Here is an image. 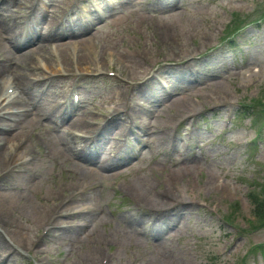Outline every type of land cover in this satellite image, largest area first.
I'll use <instances>...</instances> for the list:
<instances>
[{
	"label": "rangeland",
	"instance_id": "374dc122",
	"mask_svg": "<svg viewBox=\"0 0 264 264\" xmlns=\"http://www.w3.org/2000/svg\"><path fill=\"white\" fill-rule=\"evenodd\" d=\"M113 1L101 21L98 0H50L52 11L68 7L67 18L74 17L69 3L86 19L94 17L74 26L75 34L89 33L86 40L93 43L90 65L80 68L90 72L73 67L68 79L52 80L45 93L28 84L39 98L32 100L29 87L22 96L52 102L73 79L80 113L89 118L101 104L112 108L131 104L132 95L144 98L150 112L126 108L136 115L133 134L142 119L152 137L136 146L130 134H122L129 122L115 118L118 129L103 132L100 155L86 151L89 159L81 150L85 141L63 132L66 121L28 124L29 137L19 138H26L30 150L23 148L21 158L34 160L26 170L0 164V264H264V223L251 203L253 193L264 195V131L252 143L249 120L236 118L240 103L264 107V0ZM25 2L3 4L0 19L9 21L8 12ZM233 19L241 28L229 50L221 39L236 29L228 25ZM41 26L29 46L47 58L51 36L39 38L47 29ZM34 76L44 74L28 72L31 81ZM157 77L167 80L169 94L157 88ZM224 118L231 119L228 126ZM71 151L87 156L82 160ZM126 154L134 155L130 162ZM73 189L67 204L76 212L56 230L62 223L53 220V205Z\"/></svg>",
	"mask_w": 264,
	"mask_h": 264
},
{
	"label": "bare ground",
	"instance_id": "6f19581e",
	"mask_svg": "<svg viewBox=\"0 0 264 264\" xmlns=\"http://www.w3.org/2000/svg\"><path fill=\"white\" fill-rule=\"evenodd\" d=\"M24 1L26 2L19 3V7L16 11L10 10L11 13L8 12L10 15L9 17H7L9 21L0 19V164L6 163V165L7 163L13 164L15 162V160L12 159L13 155L10 152L11 150L14 152L15 148H17V153L19 150L27 147V145L25 144L21 148V145L19 143L17 144L16 141L19 136H21V134L24 136L27 135L29 137V131L25 132L26 128H28V124H31V126H33L34 128L37 124H41L38 122L40 121V119L41 121H46V119L48 118L53 122H55L57 118L59 120L63 119V117L59 115L63 108L62 105L60 106V102L62 104V100L58 99L60 95L56 97L52 102H48L47 97L46 100H42L41 98L40 102H34L35 105L34 103H32V101L29 102L28 99L30 97H27L25 95L22 96L25 91L28 93L27 89L29 87L32 92V100L37 97L39 98L42 94H35L34 86L40 85L41 88V85H43L45 82H49L50 80H52V77L47 80H35L34 76L31 81L28 77L29 71L35 70L36 73L39 68L48 69V72L62 71L60 68H55L54 64H52V59H54V62L58 60L57 56H48L47 58L46 56L37 57L34 56V54L30 51L31 48L30 46H28V44L24 47H19L17 43L19 37L23 38L29 30L35 31V27L39 26L37 25L38 16L34 17L32 20L31 18L38 14V8H41V5H43V3H40L39 0ZM27 1L29 5L27 4ZM13 2L14 0H0V8L3 6V4L11 5ZM71 6L73 8L74 5ZM19 9H24L23 13H18ZM51 15L55 17L51 18L49 21L47 20L48 27H50V25H56L58 19L62 16H65L63 14V8L61 9V13L58 10L51 11ZM64 29H67L68 31L74 30V28L69 29V27ZM53 32L54 33L51 34V37H54L52 41L55 42V38H57L58 34L55 30H53ZM68 36L71 37L74 35L69 34ZM16 37H18L17 42L15 39ZM70 39L64 42L57 41L56 47L62 50V55L68 57L69 61L71 60L72 62H74V58H76L73 65H77V67L79 68H85V66L88 67V65H90V54L93 53V45H91L85 38L81 40L79 39L80 41ZM27 46L28 48H26ZM14 52L16 54H14ZM34 61L36 62L34 63ZM62 62L64 67L68 66V64L64 60H62ZM28 84H33L34 86H29ZM82 107L83 106H81V108ZM116 109L117 108L113 107L108 109L107 112H113ZM62 113L65 115L64 110ZM33 115H36L38 118H35L36 116ZM29 117L31 118L29 119ZM116 125H118V123H116ZM112 126L110 125L109 129H111ZM90 127L91 125L87 123V119L81 114L76 113L69 120V122L64 125L62 130L67 134L71 130H77L80 128L85 129ZM10 132L11 135L16 132L17 134L13 136L18 137L14 139L11 136L9 137ZM30 133L33 134V130H31ZM37 133L41 134L40 132ZM27 149L30 150V147H27ZM71 152L75 155V157H77L78 153V155L80 156L79 158H81L82 160H84L82 158L83 155L87 156L88 154L86 151L85 152L87 154H84V151L77 153L73 151ZM88 156V158L91 159V156ZM28 163L31 164V158H29ZM90 175H94V173H90ZM54 214L58 216V214H60L59 210L54 211ZM54 214L53 220L56 218ZM61 228L62 227L58 229Z\"/></svg>",
	"mask_w": 264,
	"mask_h": 264
},
{
	"label": "trees",
	"instance_id": "16d2710c",
	"mask_svg": "<svg viewBox=\"0 0 264 264\" xmlns=\"http://www.w3.org/2000/svg\"><path fill=\"white\" fill-rule=\"evenodd\" d=\"M259 19V18H258ZM261 106H264L260 104ZM243 111L250 112L251 111H256L258 115L254 116L260 124H264V107H254L252 105H244L242 106ZM252 114V113H251ZM252 198V205L254 208V214L255 217L259 220H261L264 223V198L262 199H257L251 195Z\"/></svg>",
	"mask_w": 264,
	"mask_h": 264
}]
</instances>
